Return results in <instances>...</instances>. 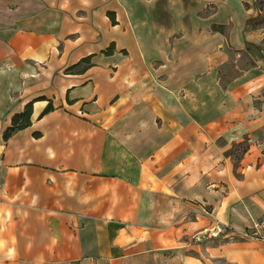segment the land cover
<instances>
[{"label": "crops", "instance_id": "crops-1", "mask_svg": "<svg viewBox=\"0 0 264 264\" xmlns=\"http://www.w3.org/2000/svg\"><path fill=\"white\" fill-rule=\"evenodd\" d=\"M253 2L0 0V264H264L240 235L264 215Z\"/></svg>", "mask_w": 264, "mask_h": 264}, {"label": "trees", "instance_id": "trees-1", "mask_svg": "<svg viewBox=\"0 0 264 264\" xmlns=\"http://www.w3.org/2000/svg\"><path fill=\"white\" fill-rule=\"evenodd\" d=\"M245 6H248V4H245ZM253 6H254L255 10L257 11V14L248 19L247 26L249 28H252V29L264 28V23H262V24L256 23V21L260 19L259 17H261L262 14L264 15V0H254ZM211 29H212V31H218V32L223 33V34H227L229 27L227 25H224V24H212ZM254 48L257 49V52L260 55L264 56V38L262 40V44L258 47H254ZM254 48L252 46L248 45L247 47H245L244 51L246 53L250 54V51H253ZM228 49L233 50L234 52H240L239 50L232 49L230 46L228 47ZM250 55H252V54H250ZM85 59H87V58H85ZM251 62L252 63L250 66H255L254 60H252ZM30 107H31V101L27 102L23 106V108L20 112L14 113L11 116L9 125L6 126L2 132V138L4 140L7 139L13 132H15L19 129H22L24 127H27L30 124ZM51 109H52V104L47 103L46 106L43 108L41 114H43L47 111H50ZM245 142H246V144L244 146H242V147L238 146V148L240 147V151L236 150L235 155L237 157L247 150L248 143H247V141H245Z\"/></svg>", "mask_w": 264, "mask_h": 264}, {"label": "rangeland", "instance_id": "rangeland-1", "mask_svg": "<svg viewBox=\"0 0 264 264\" xmlns=\"http://www.w3.org/2000/svg\"><path fill=\"white\" fill-rule=\"evenodd\" d=\"M206 10L212 11L213 6L211 9L207 8ZM259 18L260 19L257 20L256 23L257 24L264 23V15L262 14L261 17H259ZM237 53H239V52H237ZM237 53L234 52L233 50H229L228 61L225 64H223L221 66V68L219 69V75L221 77L222 85H224L225 82L228 81L229 79H231L233 76L237 75L242 69L245 70L249 67H252V66H250L252 63L251 62L252 60H254V62H255V59H253V57H251V55H250V54L254 53L253 51H250V54H248L243 50V52L241 53V57H237V55H236ZM253 55H255V53ZM245 144H246V142L243 141V142L233 146V149L240 151V147L244 146ZM238 146H240V147L238 148Z\"/></svg>", "mask_w": 264, "mask_h": 264}, {"label": "built area", "instance_id": "built-area-1", "mask_svg": "<svg viewBox=\"0 0 264 264\" xmlns=\"http://www.w3.org/2000/svg\"><path fill=\"white\" fill-rule=\"evenodd\" d=\"M226 229V225L215 222V224L207 230V235L209 237H216L221 233H225L227 231ZM240 235L245 238H253L264 243V215L259 220H257L250 228L243 230Z\"/></svg>", "mask_w": 264, "mask_h": 264}]
</instances>
